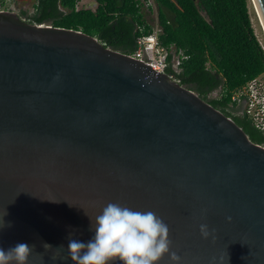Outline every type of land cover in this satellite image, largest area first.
<instances>
[{"label": "water", "instance_id": "1", "mask_svg": "<svg viewBox=\"0 0 264 264\" xmlns=\"http://www.w3.org/2000/svg\"><path fill=\"white\" fill-rule=\"evenodd\" d=\"M110 202L161 217L180 264H264V146L97 38L0 11V248L73 264Z\"/></svg>", "mask_w": 264, "mask_h": 264}, {"label": "trees", "instance_id": "2", "mask_svg": "<svg viewBox=\"0 0 264 264\" xmlns=\"http://www.w3.org/2000/svg\"><path fill=\"white\" fill-rule=\"evenodd\" d=\"M7 0H0L6 10ZM95 8H78L79 0H35L31 24L81 32L125 55L137 40L152 33L141 0H94ZM160 28L159 46L169 51L167 75L232 119L250 141L264 146V132L232 102L235 90L264 74V52L254 33L249 0H154ZM26 12L19 14L25 17ZM178 58L174 70L172 60ZM220 89L217 97L211 94Z\"/></svg>", "mask_w": 264, "mask_h": 264}, {"label": "clouds", "instance_id": "3", "mask_svg": "<svg viewBox=\"0 0 264 264\" xmlns=\"http://www.w3.org/2000/svg\"><path fill=\"white\" fill-rule=\"evenodd\" d=\"M93 229L95 235L87 243L70 239L67 251L73 264H112L116 260L121 264H159L165 255L171 264H180L181 257L170 250L168 225L151 210L110 202L95 217ZM200 232L205 239L211 234L206 224L200 225ZM43 247L51 249L47 243ZM33 249L26 243L0 248V264H28ZM224 259L220 256L219 264H224Z\"/></svg>", "mask_w": 264, "mask_h": 264}, {"label": "built area", "instance_id": "4", "mask_svg": "<svg viewBox=\"0 0 264 264\" xmlns=\"http://www.w3.org/2000/svg\"><path fill=\"white\" fill-rule=\"evenodd\" d=\"M22 18L27 21L26 17ZM39 26L43 27L51 25L40 24ZM160 32L161 31L158 28H153L150 35L139 38L137 40L136 51L129 56L135 60L145 63L156 73L167 74L166 71L169 65L167 57L169 51L159 46L158 35ZM259 44L264 52V47L260 42ZM174 57L176 58V62L174 65L172 60V68L175 70L178 65V58L177 56ZM168 76L172 80L178 82L173 76ZM263 76L264 74L249 81L243 87L235 90L231 96V100L236 107L241 108V113L244 112L250 118L254 127L262 132H264V84L261 81Z\"/></svg>", "mask_w": 264, "mask_h": 264}, {"label": "rangeland", "instance_id": "5", "mask_svg": "<svg viewBox=\"0 0 264 264\" xmlns=\"http://www.w3.org/2000/svg\"><path fill=\"white\" fill-rule=\"evenodd\" d=\"M7 1H8L7 7H11L13 5V0H7ZM141 2L143 4V13L145 15V18L148 24L151 27L158 28L160 30L159 25H158V20H157V7L154 3V0H141ZM94 4H95L94 0H79L78 8L94 9L95 8ZM27 6H26V10L28 14H31L33 11L31 4L28 3ZM248 7H249V15H250L252 27L254 29V33L257 39L259 40V42L264 47L263 27H262V24L260 23L258 14L256 12V9L254 7L252 0H249ZM175 62H176V58L174 57L173 59L174 65H175ZM261 81L264 84V76L261 78ZM211 96L213 97V95Z\"/></svg>", "mask_w": 264, "mask_h": 264}, {"label": "crops", "instance_id": "6", "mask_svg": "<svg viewBox=\"0 0 264 264\" xmlns=\"http://www.w3.org/2000/svg\"><path fill=\"white\" fill-rule=\"evenodd\" d=\"M28 3L31 4L32 10H33L34 5H35V0H13V5L11 7H8L6 10L14 12L18 15L22 12H26L25 17H28V15L30 16L32 14V13L28 14V12L26 10V6ZM6 4L8 6V1L6 2ZM94 6H95V4H94ZM6 10H4V11H6Z\"/></svg>", "mask_w": 264, "mask_h": 264}, {"label": "flooded vegetation", "instance_id": "7", "mask_svg": "<svg viewBox=\"0 0 264 264\" xmlns=\"http://www.w3.org/2000/svg\"><path fill=\"white\" fill-rule=\"evenodd\" d=\"M22 17V16H21ZM219 92H220V89L217 91V92H215L213 95H214V97H217L218 95H219Z\"/></svg>", "mask_w": 264, "mask_h": 264}, {"label": "bare ground", "instance_id": "8", "mask_svg": "<svg viewBox=\"0 0 264 264\" xmlns=\"http://www.w3.org/2000/svg\"><path fill=\"white\" fill-rule=\"evenodd\" d=\"M257 11V10H256Z\"/></svg>", "mask_w": 264, "mask_h": 264}]
</instances>
